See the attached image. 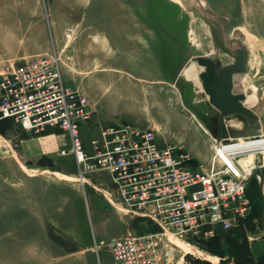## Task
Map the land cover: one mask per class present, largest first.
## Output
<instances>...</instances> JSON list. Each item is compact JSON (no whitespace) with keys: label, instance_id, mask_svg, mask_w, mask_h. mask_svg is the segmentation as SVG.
Returning <instances> with one entry per match:
<instances>
[{"label":"rangeland","instance_id":"374dc122","mask_svg":"<svg viewBox=\"0 0 264 264\" xmlns=\"http://www.w3.org/2000/svg\"><path fill=\"white\" fill-rule=\"evenodd\" d=\"M181 1L0 0V72L55 56L65 83L92 104L94 124L154 128L160 145L181 148L205 167L218 111L190 72L203 70L196 64L199 56L223 66L235 63L237 50L228 45L234 35L248 56L245 71L233 75L232 91L244 94L260 132L228 149L249 152L244 157L252 160L258 150L254 162L264 166V0ZM233 120L242 128L240 116H228L223 133ZM66 139L56 128L32 135L0 131V264H113L107 244L127 230H144L128 218L122 221L101 194L81 186ZM26 141L34 151L46 150L23 158ZM257 173L260 180L253 178L245 190L250 212L226 242L239 233H264L258 191L264 167ZM169 239L168 264H220L186 251L188 246L227 260L226 244Z\"/></svg>","mask_w":264,"mask_h":264},{"label":"built area","instance_id":"2783aa9c","mask_svg":"<svg viewBox=\"0 0 264 264\" xmlns=\"http://www.w3.org/2000/svg\"><path fill=\"white\" fill-rule=\"evenodd\" d=\"M94 115L90 101L65 83L55 56L36 57L0 72V126L28 135L62 130L81 186L101 194L121 220L144 228L127 230L107 244L113 264H168L169 236L208 240L249 214L245 190L252 177L260 180L257 172L264 166L254 158L261 153L254 151L245 169L246 152L228 148L256 136L212 138V156L203 167L181 148L160 145L154 128L94 124ZM99 176L106 180L94 183Z\"/></svg>","mask_w":264,"mask_h":264},{"label":"water","instance_id":"95a60500","mask_svg":"<svg viewBox=\"0 0 264 264\" xmlns=\"http://www.w3.org/2000/svg\"><path fill=\"white\" fill-rule=\"evenodd\" d=\"M196 2L199 1L196 0ZM228 45L236 48L238 53V58L233 64L223 66L220 61H213L204 56L196 58V64L203 68L198 75L202 89L208 97L209 104L218 111L217 132L214 135L217 141L222 136L231 138L258 136L260 132L256 115L242 103L244 94L232 91L233 75L244 72L246 68L248 56L246 47L238 39L228 40ZM228 116L243 117L245 121L242 123V128L228 127L226 133H223V121Z\"/></svg>","mask_w":264,"mask_h":264},{"label":"crops","instance_id":"0c3cea01","mask_svg":"<svg viewBox=\"0 0 264 264\" xmlns=\"http://www.w3.org/2000/svg\"><path fill=\"white\" fill-rule=\"evenodd\" d=\"M0 128L2 130H5L6 128H11V127L7 125H1ZM66 140H68V138ZM28 144L29 141H26L21 146V155L23 156V158H32L33 156H38L46 150V149L45 150L40 149L39 151H34ZM67 146L69 147V141ZM103 180L105 179L104 178L102 179V176L101 177L99 176L94 179V183L98 184V182ZM259 188L261 191V197L264 198V186L259 185ZM89 189L92 190L91 188ZM235 229H236V225H234L230 230L235 231ZM230 230L223 231L221 229H218L216 234L213 236V237H217V243H219V245L226 244L225 246L227 249V254L225 255V259L227 260L225 261V263H221L223 262L224 258L220 257L219 254L218 256L214 255L211 257L218 259L220 264H235L236 258L241 259L242 256H244L243 259L245 258L247 259L241 262V264H264V233L248 234L247 236L246 235L241 236V234L239 233L238 236H236V238L232 237L226 242V239L228 238L227 233ZM238 237H240V239L237 240ZM232 245L238 246L234 249V252L229 251V246Z\"/></svg>","mask_w":264,"mask_h":264},{"label":"bare ground","instance_id":"6f19581e","mask_svg":"<svg viewBox=\"0 0 264 264\" xmlns=\"http://www.w3.org/2000/svg\"><path fill=\"white\" fill-rule=\"evenodd\" d=\"M175 1H177V2H179L180 3V5H182L181 3H182V1L180 2V0H175ZM221 27V26H220ZM198 28V27H197ZM205 28H207V27H205ZM191 33V32H190ZM207 33V32H206ZM205 33V34H206ZM190 35V34H189ZM190 38V37H189ZM231 39H235L234 38V35H231V37H230ZM242 38H239V40H241ZM206 57V56H205ZM226 57V55L225 54H223V56H221V58H223V60H224V58ZM228 57V56H227ZM237 58H238V53H237ZM226 61V60H225ZM233 61V60H232ZM221 62H223V61H221ZM225 64V63H224ZM200 71L202 72L203 70H201L200 69ZM190 77L191 78H197L198 77V70H196V71H191L190 72ZM201 84V82H199L198 81V86H199V88H200V85ZM127 95V94H126ZM125 95V96H126ZM207 97V96H206ZM127 99V98H126ZM243 103V102H242ZM243 105H244V103H243ZM245 106V105H244ZM246 107V106H245ZM241 117V116H240ZM243 120H244V118L243 117H241ZM245 121V120H244ZM243 121V122H244ZM228 125L230 126V127H232V128H241L240 127V125H239V122H238V120H233V121H229L228 122ZM201 126V125H200ZM205 132V131H204ZM206 133V132H205ZM211 149H212V146H211ZM248 155L249 154V152H246L244 155ZM250 154H252V153H250ZM222 156L224 157V159L226 160V162L237 172V169L233 166V164H232V162H231V160L226 156V154H224V153H222ZM250 157H245V158H243L242 159V161L244 160V168L245 169H248L247 168V166H248V163H250L251 161H252V159H249ZM253 158V157H252ZM25 172L27 173V174H29V175H32L30 172H29V170H27V169H25ZM61 179H68L67 177H61ZM262 183V182H261ZM174 244V243H173ZM189 247V249H187L186 251H194L199 257H202V258H205V259H209V260H211V261H214V257H211V256H209V255H207V254H205V253H203L202 251H200V250H198V249H196V248H194V247H191V246H188Z\"/></svg>","mask_w":264,"mask_h":264},{"label":"trees","instance_id":"16d2710c","mask_svg":"<svg viewBox=\"0 0 264 264\" xmlns=\"http://www.w3.org/2000/svg\"><path fill=\"white\" fill-rule=\"evenodd\" d=\"M1 130H2V129L0 128V131H1ZM253 178H255V177H252V178L249 180L248 184L252 181ZM248 184H247V185H248ZM258 189H259L258 191H259L260 194H261L260 188H258ZM207 241H208V243H210V244H212V243H217V237H211V238L208 239ZM240 246H241V245H240ZM236 247H238V246H235V245L229 246V251H230V252H234V249H235ZM243 257H244V256L241 257L242 260H241L240 258H236L235 264H241V262H243V261H245V259H247V258L243 259Z\"/></svg>","mask_w":264,"mask_h":264}]
</instances>
